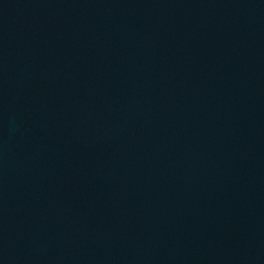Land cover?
<instances>
[{"label":"water","instance_id":"water-1","mask_svg":"<svg viewBox=\"0 0 264 264\" xmlns=\"http://www.w3.org/2000/svg\"><path fill=\"white\" fill-rule=\"evenodd\" d=\"M0 264H264V0H0Z\"/></svg>","mask_w":264,"mask_h":264}]
</instances>
